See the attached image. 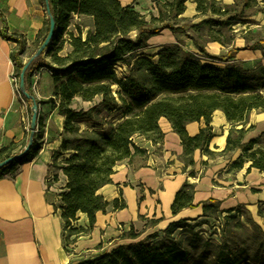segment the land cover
I'll return each mask as SVG.
<instances>
[{
  "label": "trees",
  "instance_id": "trees-1",
  "mask_svg": "<svg viewBox=\"0 0 264 264\" xmlns=\"http://www.w3.org/2000/svg\"><path fill=\"white\" fill-rule=\"evenodd\" d=\"M40 1L44 4V0ZM48 1L55 21V35L46 51L49 62L43 55L38 57L27 69L24 83L30 93L32 75L41 68L47 69L53 79V94L43 103L64 117L63 138L59 149L52 153L46 187L48 191L56 184L60 173L65 177V186L57 195L59 206L53 209L60 211L62 241L67 253H71L66 249L68 245H74L93 228L97 213L105 212L110 205L114 211L126 208L123 199L108 202L98 192L113 184L112 176L120 162L144 153L133 142L135 137L155 144L163 140L161 119L170 124L180 139V159L185 168L194 167L196 150L207 158L240 150L241 154L229 166L230 171H239L245 164H249L247 172L264 170V132L243 143L245 135L254 129L253 125L247 126L249 115L252 111H264V67L250 72L231 62L241 49H231L227 56L220 58L209 55L205 49V43L224 46V30L240 24L245 18L244 8L254 0H241L235 7L223 6L217 0H194L197 14L193 18L184 16L189 0L156 1L158 15H151L149 20L133 6H123L118 0ZM240 4L242 8L237 10ZM73 15L92 18L93 27L84 39L79 27H75V33L67 30ZM200 17L204 19L195 23ZM3 24L0 36L16 44L10 58L12 76L19 82L24 56L28 52L30 58L36 52L46 37L49 22L45 21L30 49L22 35L9 33L6 23ZM164 30L191 40L199 53L185 51L182 44L176 42L164 46L156 55L145 54L144 51L150 49L149 40ZM63 35H67L71 47L66 56L59 55ZM258 44L251 50H258ZM218 61L223 63L222 67L215 65ZM119 66L126 69L122 76L117 73ZM19 95L30 108L31 101ZM76 98L91 106L86 110L74 109ZM96 98H100L98 102ZM216 111L222 112L233 126L221 152L209 148L213 139L212 116ZM200 121L204 127L190 137L186 126ZM83 125L87 128L83 129ZM43 127L37 115V134L29 152L2 167L0 180H14L22 164L37 156L42 146L38 136ZM25 144L17 147L11 143L1 148L0 162L19 152ZM189 175L194 176L192 171ZM193 196L194 186L184 183L174 196L171 215L175 217L182 210L194 208ZM201 210L198 218L211 217L220 210V203L209 199L201 203ZM232 212L239 213L236 208L227 210V213ZM79 214L86 216L89 229L74 226ZM198 218L170 222L162 230V239L154 232L134 245L118 244L110 251L77 264H183L188 252L173 242L171 236L178 230L192 231L199 227L203 223H188ZM161 221H154L152 228ZM141 235L134 233L131 226L120 240L135 241ZM223 244L226 250L240 245H228L226 237ZM229 252L222 250L214 264H240V259Z\"/></svg>",
  "mask_w": 264,
  "mask_h": 264
},
{
  "label": "crops",
  "instance_id": "crops-1",
  "mask_svg": "<svg viewBox=\"0 0 264 264\" xmlns=\"http://www.w3.org/2000/svg\"><path fill=\"white\" fill-rule=\"evenodd\" d=\"M118 1L123 6L134 4V9L141 14L138 7L147 0ZM220 1L226 5L233 3V0ZM257 4L264 12V0H257ZM192 8L191 5V11ZM151 11L154 14L152 8ZM184 16L194 17H188L186 12ZM47 19L45 6L40 0H0V32L5 22L9 33L25 38L28 49L33 46ZM260 20L264 24V13L258 14L257 21ZM75 27H79L84 39L93 27L92 18L73 15L67 30L75 33ZM153 39L149 40V44H152ZM62 40L64 44L59 55L66 56L71 51L67 35H63ZM15 47V43L0 36V149L11 143L20 147L26 143L29 133L31 107L17 92L12 76L10 54ZM244 53L247 51H237L231 61ZM43 58L49 62L46 55ZM30 87V93L39 106L38 116L44 124L38 136L42 146L35 158L22 164L14 180H0V264H77L79 261L76 259L81 257L73 259L65 252L60 211L55 212L53 209L59 206L57 195L65 186V177L60 173L58 182L48 191L46 187L52 153L59 149L63 138L64 117L56 109H51L49 104L43 103L53 94V79L47 69L41 68L32 75ZM249 125H253L254 129L245 135L243 143L264 132V112L252 111ZM159 126L164 134L163 140L155 144L143 137H135L134 143L144 153L120 162L112 176L113 184L104 186L98 192L108 202L121 197L126 208L114 211L111 205L108 206L105 212L97 213L92 229H89L86 216L78 215L74 226L89 229V232L80 237L76 253L86 250L91 258H95L98 252L105 249L109 251L116 241H121V236L131 226L135 229L138 227L140 217L162 219L159 224L198 218L202 214L201 203L209 199L219 202L221 208L227 210L245 206L255 212L259 206H264V170L251 169L247 172L249 164L236 172L229 170L230 164L241 154L240 150L213 158H207L196 150L193 155L194 167L185 168L180 159L182 146L179 137L165 119L159 121ZM203 127V121L193 122L186 126V131L192 137ZM211 127L213 139L209 148L221 152L225 149L226 138L233 126L222 112L216 111L212 116ZM190 171L194 176L189 175ZM184 183L194 186V208L182 210L173 217L171 205Z\"/></svg>",
  "mask_w": 264,
  "mask_h": 264
},
{
  "label": "rangeland",
  "instance_id": "rangeland-1",
  "mask_svg": "<svg viewBox=\"0 0 264 264\" xmlns=\"http://www.w3.org/2000/svg\"><path fill=\"white\" fill-rule=\"evenodd\" d=\"M217 1L223 6L226 5L223 1ZM240 2L241 0H233V3L227 4V6L235 7L234 5ZM142 3L139 5L138 10L147 20L150 19L151 15L157 17L158 13L155 1L147 0ZM133 5L134 4H131V6ZM191 5L193 6V11H191ZM195 7L194 0L192 2L190 0L186 11L188 17L196 16ZM151 8L155 11L154 14ZM241 8L242 6L240 4L237 10ZM263 13L264 12L257 4V0L252 1L248 7L244 8L243 14L245 18L241 23L233 26L231 30H224L222 41L225 45L223 46L219 43H205L206 52L211 56L220 58L227 56L228 53L232 51L231 49L246 50L247 53L241 54V57L233 61L234 64L250 72L258 67H264V24L261 20L257 21L258 14ZM202 19H204V17L197 18L194 22L198 23ZM176 42H180L185 51L196 54L199 53L192 41H189L179 34H172L169 31L154 37L152 44H149L150 49L144 51V53L151 56L156 55L164 46ZM256 43H259V49L251 50L252 46ZM235 54H237V52ZM42 55H46V52ZM28 59L29 58H27V60ZM154 59H157V57ZM215 65L222 67L223 63L218 61ZM117 73L119 76H122L126 73V69L123 66H119L117 68ZM14 81L18 92V81L16 79H14ZM99 99L100 98H96L95 102H98ZM90 106V103H84L78 98L73 101V108L76 110H86ZM86 128L87 126L83 125V129ZM236 209H238L239 213H227V209H222L220 205V210L212 214L211 217H200L196 222H188L189 225L200 222L203 223L199 227L192 231L189 229H185L184 231L178 230L171 236L173 242L179 244L181 248L188 252V259L183 264H214L217 262L218 256L221 254L222 250H225V252L228 251V253L231 251L232 256H236L237 259H240V264H264V206H259L255 212L249 210L245 206H238ZM154 221L156 220L142 217L138 227L136 229L133 227L134 233L142 234L139 239L135 241L121 240L119 242L116 241L114 244L134 245L143 240L148 234L154 232L158 233V239H162V230L165 229L170 222L165 221L152 228V223ZM225 237L228 240V245H240L226 250L227 246L223 244V239ZM79 239L80 237L77 242ZM77 242L74 245H68L66 247L67 250L71 251V253L67 254L73 259L77 258V256L81 257L76 259L79 262L90 259L92 256H90V253L86 250L78 253L75 252ZM114 244L111 249L115 247ZM106 251L108 250L105 249L103 252L100 251L96 256ZM87 256H89V258H87Z\"/></svg>",
  "mask_w": 264,
  "mask_h": 264
},
{
  "label": "water",
  "instance_id": "water-1",
  "mask_svg": "<svg viewBox=\"0 0 264 264\" xmlns=\"http://www.w3.org/2000/svg\"><path fill=\"white\" fill-rule=\"evenodd\" d=\"M44 6H45V11H46V15L48 18V22H49L48 32L46 34V37L42 41V43L39 45L36 52L25 62V65H24V67L20 73L19 82H18V92L23 97H25L27 100L31 101L29 135H28L27 142H26L25 146L19 152L15 153L14 155H12V156L8 157L7 159L0 162V169L4 166L16 161V160L22 158L24 155H26L29 152V150L33 144L34 136L36 133L37 115H38V111H39V106H38V103H37L35 97L26 91L25 83H24V76H25L27 69L30 67V65L38 57H40L42 54H44L47 51V49L50 46L52 39L55 35V21L51 15L48 0H44Z\"/></svg>",
  "mask_w": 264,
  "mask_h": 264
}]
</instances>
